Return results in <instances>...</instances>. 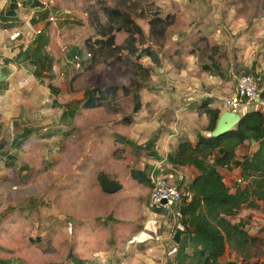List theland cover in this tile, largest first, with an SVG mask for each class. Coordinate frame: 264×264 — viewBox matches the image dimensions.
<instances>
[{"label":"rangeland","instance_id":"1","mask_svg":"<svg viewBox=\"0 0 264 264\" xmlns=\"http://www.w3.org/2000/svg\"><path fill=\"white\" fill-rule=\"evenodd\" d=\"M106 8L127 13L140 26L144 38L134 51L123 49L125 22L109 18ZM39 14L31 30L41 34L32 32L30 43L23 44V29L12 33H24L16 40L0 35V46L6 45L0 67L12 71L6 81L13 77L20 86L21 122L32 130L27 140L18 137L20 147L11 142V132L0 135V264H73L69 254L77 258L88 247L121 250L140 221L149 220L151 186L144 181L154 161L118 142L117 135L137 145L160 132L133 129L140 121L167 125L175 111L199 119L209 91L221 106L236 78L247 72L264 89V0H46ZM39 36L47 40L49 63L43 68L21 55L35 48ZM146 48L154 58L143 54ZM74 49L84 57L80 70L71 64ZM111 88L115 95L104 104L83 108L87 90ZM64 111L75 114L63 120ZM244 152L238 160L250 154ZM257 205L230 218L245 222L255 240L247 256L227 251L222 264H264V204ZM156 221L145 236L152 243L136 248L152 254L153 247L156 257L129 264H173L180 219Z\"/></svg>","mask_w":264,"mask_h":264},{"label":"trees","instance_id":"2","mask_svg":"<svg viewBox=\"0 0 264 264\" xmlns=\"http://www.w3.org/2000/svg\"><path fill=\"white\" fill-rule=\"evenodd\" d=\"M24 5L25 3H23ZM34 6L41 7L38 2H35ZM17 9L18 2L10 0L6 15L13 18ZM105 13L114 20L122 18L126 24L123 31L127 34L126 46L123 49L134 51L136 43H141L144 38L140 26L134 23L127 13L120 10L106 8ZM94 19L96 20V18ZM157 27L153 26L151 29L156 30ZM160 30L163 32L162 28ZM46 44L47 41L44 37H38L35 48L27 47L21 55L34 65L43 68L45 64L49 63L48 56L44 54ZM73 51L72 57L80 55L77 49ZM143 54L154 58V53L150 48L143 50ZM215 68L217 74L223 77L219 74L218 67ZM202 69L210 70L207 66H203ZM246 74L253 75L251 72ZM36 75L39 77L40 74ZM253 76L258 77L257 75ZM257 79L259 82V78ZM262 85L259 84V88L261 97L264 98ZM114 90L112 88L87 90L83 108L95 109L99 107L107 101L109 96L115 95ZM208 104V102H204L202 106L203 114L208 119L206 127L208 136L198 135L195 145L181 140L176 149L167 156V163L171 168L193 167L198 172L197 177L188 185L193 194L191 202L179 207L182 238L177 244L173 264H222L221 259L227 251L245 258L249 247L255 240L245 230V222L233 223L230 218L236 216L245 206L257 209L258 202L264 204V114L260 111L245 113L236 128L219 137H210L221 111L217 108H210ZM139 108L140 102H137L134 111L137 112ZM74 114L73 111H64L62 119L71 120ZM31 132V129H27L20 137L25 141ZM157 137L158 133H155L143 146L133 144L132 141L120 135H117V141L129 144L135 150L144 151L150 159L159 160L160 157L155 151ZM247 141L258 144V149L253 154L237 160L236 151ZM21 144L22 140L15 141V147H20ZM219 168H239L242 180L246 182V185L238 186L235 193H230L219 174ZM147 180L144 183L150 184L149 178ZM69 258L73 264H82V261L71 253ZM225 264L238 263L228 261Z\"/></svg>","mask_w":264,"mask_h":264},{"label":"crops","instance_id":"3","mask_svg":"<svg viewBox=\"0 0 264 264\" xmlns=\"http://www.w3.org/2000/svg\"><path fill=\"white\" fill-rule=\"evenodd\" d=\"M16 1L18 2V9L15 11V16L12 18L6 15V12L9 8L10 0H0V35H10L11 36V34L14 31H17V30L19 31L20 29H23L26 32H30V34L32 32H35L34 30H31V27L33 25L38 24L40 20L35 15L37 13L38 14L40 13L38 17H42L44 6H46V0H16ZM35 2H38L41 5V7L34 6ZM23 3H25L24 6H23ZM20 33H21V36L24 35L23 32H20ZM39 37H44V36H39ZM35 39H33V41ZM22 40H23V44H25L26 41L30 43L26 35L25 37H23ZM17 42H20V41H16L15 43ZM7 43L9 42L6 41L5 44ZM35 44H37V39L35 41ZM26 48H24V50ZM5 50H6V45H3V47L0 46V51L4 52ZM3 58H5V56H3ZM0 68H3V67H0ZM3 83L4 84L0 83V94L1 93L5 94L3 95V99H4V103L7 102V104L5 103L6 106H4V108L0 107V135L3 136L4 132H7V134L11 132L10 133L11 142H15L17 140H20L18 137L22 136V134H19V133H22L28 129V128H25L27 127V123L24 124L21 122L20 117H23L24 115L21 113L22 109H20L19 106H17L18 102H16L18 99L17 93L19 92L20 86L18 87L17 85L13 84V77L12 79L10 78V80L5 81ZM206 97L209 101L208 106L210 108H217L221 111V113L227 110L224 107L222 101H221V106L216 101L215 99L216 93L214 91H211V92L209 91ZM11 98H13L15 103L12 102ZM253 111H260L264 114V103H263V106H258V107L242 110L241 114L243 115L245 113L253 112ZM182 113H185V114H182ZM202 115L203 116L201 118L196 119L194 118V114H187L186 112H183V111H178V112L175 111V117L179 118L177 122H174V119H175L174 117L173 121L167 122V125L163 124V121H160L159 119L155 122V124H152V122H145V121H140L137 124H133V127H134L133 129H140V131L148 132L150 129H153L155 132L160 131L159 133L156 132L158 133V137L155 143V151L157 152L160 159L153 160L148 157L150 160L154 161L151 164V168H150L151 171L155 170V173L160 174V175L174 174L175 177L177 176V174L183 175L185 178V184L187 185H189L191 181L197 177L198 172L193 167H180L177 169L169 168L170 165L167 163V156L176 149L178 142H180L181 140L188 141L192 145H195L197 142L198 135L208 136L206 132V127L208 125V119L206 115L204 114ZM183 116L187 117L186 118L187 121L182 120ZM13 134L17 135L14 139H12ZM149 138H146L144 142H136V143L137 145L143 146L149 140ZM257 149H258V144L247 141L245 142L243 146L238 148L236 153L237 155H239L238 153H241L243 151H246V152L250 151L249 155H251ZM246 152H244V154ZM249 155H246V156H249ZM161 167H163V169H161ZM163 171H166V172L162 174ZM219 174L221 175L223 183L226 186L229 181L233 182V185L227 186V187L229 188L230 193H235L236 188L239 186V185L237 186L236 181L237 179H242L240 169L239 168H230V169L229 168H219ZM174 183L176 185H180L179 182L177 181H174ZM148 212H149V216L147 217H149V220L147 221L146 219V221L144 220L140 221L136 232L133 233L131 236H129L126 240L122 241L121 250H116V249H104V250L102 249L101 250L102 247H97V248L88 247L86 249V252H82L81 256H77L75 252L77 259L81 260L82 264H129V259H140V258L148 257L149 255L155 256L154 254L155 249H153V247L151 249H148L149 251L152 252V254H146L145 252L139 253L136 250L139 243H143L142 245L144 246L152 243L148 241L149 239H147L145 236L147 235V230L149 228H153V223L155 224L158 223L156 219L160 218V217H155V215H153L150 211ZM87 226L88 225L82 226L80 230L84 229ZM153 229H156V228H153ZM176 250H177V245L174 248L173 252H171V254L173 253L175 255ZM165 252H163L162 255H164ZM157 257L160 258L162 256L159 255Z\"/></svg>","mask_w":264,"mask_h":264},{"label":"built area","instance_id":"4","mask_svg":"<svg viewBox=\"0 0 264 264\" xmlns=\"http://www.w3.org/2000/svg\"><path fill=\"white\" fill-rule=\"evenodd\" d=\"M49 21H54V18L50 17ZM33 33L39 35L41 31L37 30ZM25 35L29 37L31 34L25 32ZM20 36L21 33L15 32L10 38L16 40ZM86 57H90V55L87 54ZM83 59L84 57L78 54L72 57L71 64L76 70L81 69ZM263 99L258 79L251 74H243L236 78L233 93L223 99V105L228 111L240 113L239 115L242 116V110L263 106ZM210 162L212 163V161ZM149 181L151 193L148 208L155 217L177 218L180 205L191 202L193 198L192 192L185 184L183 175L177 174L176 177L174 174L158 175L155 170H152L149 174ZM174 181L179 182L180 185H176ZM236 182L244 183L242 179H238Z\"/></svg>","mask_w":264,"mask_h":264},{"label":"water","instance_id":"5","mask_svg":"<svg viewBox=\"0 0 264 264\" xmlns=\"http://www.w3.org/2000/svg\"><path fill=\"white\" fill-rule=\"evenodd\" d=\"M10 74H11L10 69L4 70L3 68H0V83L5 82L10 76ZM242 117L243 116H240L236 112H232L228 110L222 112L216 121L214 130L210 133V137H219L233 130L239 124ZM180 237H181V232L180 231L176 232L173 238L176 244L180 242Z\"/></svg>","mask_w":264,"mask_h":264}]
</instances>
